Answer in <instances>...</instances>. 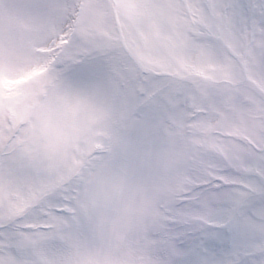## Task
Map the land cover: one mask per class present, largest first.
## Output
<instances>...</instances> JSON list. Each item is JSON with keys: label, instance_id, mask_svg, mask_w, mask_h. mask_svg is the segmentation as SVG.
Wrapping results in <instances>:
<instances>
[{"label": "clouds", "instance_id": "obj_1", "mask_svg": "<svg viewBox=\"0 0 264 264\" xmlns=\"http://www.w3.org/2000/svg\"><path fill=\"white\" fill-rule=\"evenodd\" d=\"M216 23L203 0H0V264H158L121 223L152 195L129 149L177 182L264 162V44Z\"/></svg>", "mask_w": 264, "mask_h": 264}, {"label": "snow or ice", "instance_id": "obj_2", "mask_svg": "<svg viewBox=\"0 0 264 264\" xmlns=\"http://www.w3.org/2000/svg\"><path fill=\"white\" fill-rule=\"evenodd\" d=\"M200 2V0H193ZM217 15L205 38H238L257 49L264 44V0H203ZM89 75H102L101 57L85 65ZM5 67L0 64V75ZM157 103L156 108L160 107ZM259 157L264 148L253 147ZM127 159L152 190L138 208L128 209L121 223L129 224L135 243L151 249L158 264H264V162L244 171H197L187 181L169 174L138 150ZM195 169V161L186 162ZM86 231L75 217L72 225ZM6 225L0 223V240Z\"/></svg>", "mask_w": 264, "mask_h": 264}, {"label": "rangeland", "instance_id": "obj_3", "mask_svg": "<svg viewBox=\"0 0 264 264\" xmlns=\"http://www.w3.org/2000/svg\"><path fill=\"white\" fill-rule=\"evenodd\" d=\"M85 73V71H83V74Z\"/></svg>", "mask_w": 264, "mask_h": 264}]
</instances>
